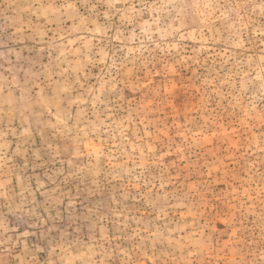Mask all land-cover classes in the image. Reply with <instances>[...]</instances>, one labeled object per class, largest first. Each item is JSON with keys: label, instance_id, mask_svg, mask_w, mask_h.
I'll return each mask as SVG.
<instances>
[{"label": "rangeland", "instance_id": "374dc122", "mask_svg": "<svg viewBox=\"0 0 264 264\" xmlns=\"http://www.w3.org/2000/svg\"><path fill=\"white\" fill-rule=\"evenodd\" d=\"M0 264H264V0H0Z\"/></svg>", "mask_w": 264, "mask_h": 264}]
</instances>
